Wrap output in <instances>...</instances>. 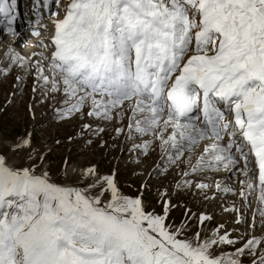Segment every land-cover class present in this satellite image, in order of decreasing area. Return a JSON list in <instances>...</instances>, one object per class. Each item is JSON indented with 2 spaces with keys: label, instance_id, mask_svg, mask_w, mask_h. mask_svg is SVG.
Here are the masks:
<instances>
[{
  "label": "snow or ice",
  "instance_id": "obj_1",
  "mask_svg": "<svg viewBox=\"0 0 264 264\" xmlns=\"http://www.w3.org/2000/svg\"><path fill=\"white\" fill-rule=\"evenodd\" d=\"M15 2L0 0V23L16 20ZM56 3L50 55H34L40 57L37 79L62 94L60 119L86 109L103 120L127 115L129 138L133 132L151 136L135 145L144 155L156 141L169 163L188 153L184 176L221 167L231 172L243 161L248 179L241 183L253 190L258 180L264 205V0ZM9 52L13 62L24 60ZM28 145L25 139L18 147ZM80 180L89 182L57 183L47 171L38 174L35 164L16 168L0 155V264H242L246 250L255 255L264 243L249 239L235 253L218 256L216 246L236 241L220 228L209 239L201 240L199 230L188 238L187 224L170 222L171 200L163 199L157 212L142 193L122 192L114 176L87 168ZM240 195L247 200L243 190ZM259 215L264 218V207ZM210 219L197 217L199 225Z\"/></svg>",
  "mask_w": 264,
  "mask_h": 264
},
{
  "label": "rangeland",
  "instance_id": "obj_2",
  "mask_svg": "<svg viewBox=\"0 0 264 264\" xmlns=\"http://www.w3.org/2000/svg\"><path fill=\"white\" fill-rule=\"evenodd\" d=\"M6 42L7 40L0 42V59L1 47ZM8 62L5 73L3 67L0 69V155L5 156L10 166L23 168L35 164L38 174L47 171L51 179L57 183L76 185L79 182L81 187L93 179L90 177L89 181H81V173L87 168H94L98 177L114 176L118 187L125 194L135 196L142 193L149 210L155 209L160 212L162 200H171L175 207L170 213V222L175 226L187 224L188 227L185 230L188 238L199 230L201 240H205L212 238L217 228L221 231L225 227H232L229 237L236 243L216 246L214 253L218 256L235 253V248L241 245L250 231L247 219L244 222L248 212H242L245 217H242L240 221L243 223L235 224L237 215L234 212L238 199L234 201L231 197L232 193L225 195L222 202L218 200V197H208L213 192V188L206 193V189L201 190L194 186L201 178L205 183L206 181L210 183L213 177L218 176L219 180H216V184L219 183L224 188L221 180L224 175L218 174V171L215 174L205 172V175L190 174L179 180L189 165L186 166L188 154L172 166L167 165L169 161L167 156L160 159L157 157L161 155L157 142L147 155H143L141 151L138 153L137 147L130 149L136 140L128 137L127 129L125 136L123 131L122 134H117L116 131L129 122L127 115L123 120L114 117L110 121L104 120L103 123L99 120H90L86 115V109L83 115L74 114L60 119L55 107L59 106L58 109H61L64 106L62 94L52 92L49 94L48 85L44 82L35 84L34 64H31L34 67L31 69L32 74H28L27 71L14 69L16 62L11 59ZM4 63L5 60H3ZM35 87L37 88L34 91ZM86 122H89L91 127H83ZM25 139L29 141V145L18 147ZM198 152L193 153L192 157ZM185 180H191L193 186L185 187ZM162 192L167 195L161 198ZM251 196L249 198L253 197ZM235 197L238 198L236 194ZM228 200L234 201L230 203L233 205L234 212L224 210ZM244 202V198L240 200L241 205L246 207L247 205L242 204ZM262 207L264 205L260 203L255 206V215H259V209ZM189 210L195 214L191 219L185 215ZM203 211L206 215L210 214L211 219L199 226L197 217ZM262 220L264 221V218L256 216L255 222L259 224ZM221 225L224 228L220 227ZM263 234L264 226L257 225L253 238L260 236L259 240L264 241ZM260 248H264V243L256 246L255 255L246 251V254L240 257L241 262L252 264Z\"/></svg>",
  "mask_w": 264,
  "mask_h": 264
},
{
  "label": "bare ground",
  "instance_id": "obj_3",
  "mask_svg": "<svg viewBox=\"0 0 264 264\" xmlns=\"http://www.w3.org/2000/svg\"><path fill=\"white\" fill-rule=\"evenodd\" d=\"M33 16H27V18H28V24H32V21H31V18H32ZM41 26L43 27V28H49V29H51L52 30V26L50 27V25H49V20H45L42 24H41ZM20 28H23V27H21L20 26ZM4 36H5V34L0 30V40L1 41H5V40H7V42L4 44V45H2V47H1V55H2V53H6V51H7V47H8V45H9V43H10V41L7 39V38H4ZM0 41V42H1ZM11 44V43H10ZM14 44H16V42H14ZM12 45V44H11ZM27 50V49H26ZM25 50H21V52L23 53ZM27 66H29V64L27 65ZM30 67V66H29ZM14 69H17V70H20V71H23V68L21 67V66H16V67H14ZM28 74H32V72H31V68L28 70ZM41 81L42 80H39V79H36V85L37 84H40L41 83ZM127 131H129V129H128V127H127ZM147 139H151V136H148L147 137ZM143 142H144V140H143ZM198 151H201V149H199V148H197L196 149V151L195 152H198ZM186 154H188V153H185V155L183 156V157H186ZM183 157H181V158H183ZM207 172H209V173H212V174H215L216 172H214V171H211V170H209V171H207ZM205 173V172H204ZM218 174H221L223 177H221V180H222V183L224 184V186L225 187H229V188H231L232 189V191H230V192H222V193H220V192H217V191H222V187H221V189L220 190H217L215 193H214V195L212 196V197H210V198H217L218 197V200L220 199L222 202H223V197L225 196V195H227V194H230V193H232V192H234L235 191V189L237 188V187H240V186H242L243 187V191L245 192V195L247 196V198H249V196H251V190H249V189H247L246 187H245V184H242L241 183V181H246L248 178H246V177H244L243 175H242V173H240V171H235V168L231 171V172H229V171H225L224 169H223V167H221V169H220V171H218ZM226 175V176H225ZM214 180H215V185H216V180H219V178H218V176H216V177H213L212 178V182H214ZM231 197H233V195L231 196ZM252 197V196H251ZM241 199H243V197L241 198ZM228 202H226V205H228L227 204ZM244 206H246L247 205V203H242ZM259 205V202H256V206H258ZM240 207H243L242 205H241V203H240ZM225 209H229L228 210V212L229 211H231L232 212V205H230L229 207L227 206V207H225L224 208V210ZM243 211H245V210H242L241 212H240V219L242 218V217H245V215H244V213H242ZM201 213V212H200ZM232 214V213H231ZM234 215V214H233ZM246 218L247 217H245V219H244V222H245V220H246ZM256 221V220H255ZM240 223H243V222H240ZM239 224V223H238Z\"/></svg>",
  "mask_w": 264,
  "mask_h": 264
}]
</instances>
